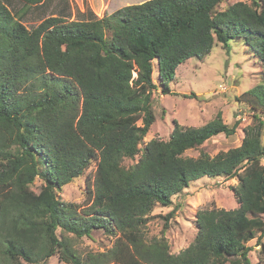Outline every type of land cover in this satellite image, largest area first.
Wrapping results in <instances>:
<instances>
[{
  "label": "trees",
  "instance_id": "16d2710c",
  "mask_svg": "<svg viewBox=\"0 0 264 264\" xmlns=\"http://www.w3.org/2000/svg\"><path fill=\"white\" fill-rule=\"evenodd\" d=\"M147 0L110 16H50L29 29L20 18L46 0H21L15 15L0 1V257L21 264H252L250 242L264 237V121L245 129L241 146L214 157L185 153L219 134L233 135L222 112L199 127L177 121L168 141L152 139L154 64L163 93L177 68L204 61L216 42L241 40L264 65V0ZM264 113V81L244 93ZM193 96V94L191 95ZM195 96V95H194ZM141 122L139 125L138 123ZM96 164L92 204L62 201L57 192ZM243 168L242 173L238 172ZM238 177V208L197 212V236L179 254L162 236L148 242L153 207L204 177ZM45 185L32 190L37 178ZM173 217L174 211L169 214ZM168 225V224H167ZM78 238L103 230L116 238L81 257L57 231Z\"/></svg>",
  "mask_w": 264,
  "mask_h": 264
},
{
  "label": "rangeland",
  "instance_id": "374dc122",
  "mask_svg": "<svg viewBox=\"0 0 264 264\" xmlns=\"http://www.w3.org/2000/svg\"><path fill=\"white\" fill-rule=\"evenodd\" d=\"M0 1L16 19L18 18L16 14L25 10L21 0ZM144 1L147 0H46L42 5L32 6L20 19L27 28L32 29L50 16L64 15L67 19L86 20L90 18L89 12H93L96 17L104 18L124 6ZM238 2L253 4V0H225L218 9L224 10ZM229 45L227 50L216 42L204 61L192 57L180 65L176 70L175 79L169 84L168 94L163 93L157 64H154L153 81L157 85L153 92L155 122L139 146V155L134 159L125 158L122 162L124 167L130 168L136 164L145 145L152 139L168 141L176 121L184 127H199L214 119L218 112H222L223 120L229 126L239 122L233 135L214 136L199 148L187 151L185 156L188 157H199L202 152L214 157L221 152L239 147L245 137V129L256 124L258 119L264 121V113L254 109L244 95L264 81L261 57L241 40H231ZM95 171L96 164H92L83 176L58 190V198L79 206V210L83 212L93 202L88 197L89 185L94 187ZM242 171L243 168L238 174ZM42 179L38 177L32 185L34 192L39 193L45 185ZM238 184V177L226 179L225 176L204 177L191 182L188 187L173 196L171 205L157 203L153 207L144 229L146 240L151 242L164 236L170 244L171 253L179 254L188 248L197 236V212L213 208L226 210L238 208L239 204L233 191ZM173 211V217H169ZM262 217L264 219V215ZM57 235L61 240H68L81 257L88 252H103L111 248L116 240L112 235L98 229L94 230L90 237L78 238L61 229L57 231ZM261 241L263 245H259L257 239L249 243L252 247L249 255L252 264H264V237ZM0 264L17 263L0 257ZM21 264L31 263L21 261ZM45 264L65 263L60 262L59 255L56 254Z\"/></svg>",
  "mask_w": 264,
  "mask_h": 264
}]
</instances>
